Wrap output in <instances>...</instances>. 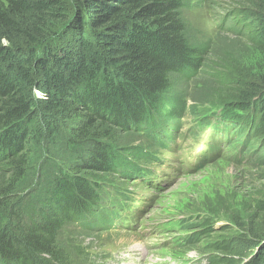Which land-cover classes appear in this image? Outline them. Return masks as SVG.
<instances>
[{
  "label": "trees",
  "instance_id": "trees-1",
  "mask_svg": "<svg viewBox=\"0 0 264 264\" xmlns=\"http://www.w3.org/2000/svg\"><path fill=\"white\" fill-rule=\"evenodd\" d=\"M247 2L249 22L235 19L233 30L253 31L247 39L254 70L243 67L252 63L248 49H214L191 38L184 0H0V264H106L105 254L88 258L94 246L86 234L102 230L108 212L116 214L103 199L123 190L101 179L114 170L139 175L152 162H126L120 154L139 137L130 129L151 132L142 126L154 121L162 96L178 82L212 86L200 105L257 113L264 133V0ZM38 111L48 125L70 127L41 165L35 194L23 199ZM70 143L78 153L64 167L57 158ZM206 212V232L217 235L201 251L209 264H264V191L246 202L227 196ZM3 215L13 220L5 228ZM218 219L228 226L215 228ZM203 236L195 231L191 242Z\"/></svg>",
  "mask_w": 264,
  "mask_h": 264
},
{
  "label": "rangeland",
  "instance_id": "rangeland-1",
  "mask_svg": "<svg viewBox=\"0 0 264 264\" xmlns=\"http://www.w3.org/2000/svg\"><path fill=\"white\" fill-rule=\"evenodd\" d=\"M184 2L182 15L187 21L188 33L191 38L200 43L208 42L210 45L214 44V49L222 48L223 50H231L233 48L240 52H242L243 49H248V51L246 50L243 53L251 52L253 54L251 59L252 63L250 64V62L247 61L243 64V67L246 68L245 70H254L256 68V66L253 67L256 62V52L251 49L248 43L249 40L247 39V37L249 38L253 35V31L248 28L246 36H243L241 30H233L235 26L232 22L233 20H240L242 21L241 23H246V21L249 20V15L244 12L251 6L247 0H184ZM239 16L240 18H238ZM222 19H230L231 21L230 24H225V26L228 27V29L223 32L226 33L225 36L218 34L220 30L217 26ZM239 26L240 25H237V27ZM222 31L224 30L220 32ZM191 80L189 79L182 83L178 82L176 87L164 94L160 100L161 106L163 107L168 104L173 107L172 104H174L177 107L178 104L182 103L184 98L191 101V111L194 114L199 109L215 106L209 102L200 105L201 101H209L210 98L208 95L210 91L207 90H211L212 86H206L205 91ZM161 106L159 109H162ZM190 114L193 115L191 112ZM47 123L48 122L38 111L34 117L33 126L39 134L34 139V142L29 145L31 149V153H29L32 158L31 168L28 173L30 187L27 191L23 192V199H26L29 192L35 194L36 187L43 175L41 165L45 162L48 155L56 150L57 144L61 139L60 133L69 131L70 122L58 121L53 122L52 125H48ZM141 130L142 129L135 131L130 129V135L133 137L137 135L139 137L135 138L132 142L129 140L125 142L124 146L126 147L121 152L122 155L120 154V157L124 161L144 162L147 161L148 156L154 157V155L167 161L174 158V155L154 146V142L151 140L152 132L145 135L142 134L143 132H140ZM126 135L127 134L124 136ZM124 136L122 135L123 138ZM261 139L264 140V133L261 134ZM150 144H153V146ZM74 150V145L72 143L68 144L64 154L57 158V163L67 167L69 161L77 152ZM5 168L6 165H4V169ZM120 173H125L124 175L126 176H121L122 174ZM127 173V170L124 172H117L114 170L112 175H103L104 179H101V181L109 180L110 182H107L112 183L110 185H114L120 190H127L150 197L151 206L146 215L142 218L143 222H155L152 219L172 217L183 218L192 214L196 219L202 218L203 221L198 222L189 229L194 232H202L204 236L200 241L189 243L188 248L192 250L187 253H180L170 248L148 249L147 247L155 242V233L141 234L142 226L134 231L105 226V228L100 231H87L90 234L86 235L91 236V239L93 238L92 244L94 246V252L90 253L91 257L89 256L88 258H94V255L102 256L104 250L107 249L114 251L115 260L113 264H139L141 253H146L147 261L151 259L157 260L158 258H197L203 255L201 251H203L205 245L210 244V238L217 237L214 233L208 234L209 232H206V229H210L207 225L210 221L208 220L209 215L206 211L214 210L218 201L221 200L224 202L227 196H234L238 202H246L247 199L259 196L264 191V163L258 166L255 164L236 166L226 161L219 160L193 173H178L171 181V184L159 192H155L149 188L137 175ZM128 175L129 178H126ZM21 217H24V212L22 211ZM97 220V218L94 219L95 222ZM10 221L13 220L7 215H3L2 228L7 227ZM84 222L87 224L92 221L84 217ZM211 224L212 222H210V225ZM101 225L104 226L102 223ZM214 225L215 228L221 227V225H223V227L228 226L222 219L215 221ZM225 230L228 233L231 232L230 229ZM148 235L153 239L148 238ZM236 244H239V241ZM252 257H254L253 252L245 259L248 260Z\"/></svg>",
  "mask_w": 264,
  "mask_h": 264
},
{
  "label": "clouds",
  "instance_id": "clouds-1",
  "mask_svg": "<svg viewBox=\"0 0 264 264\" xmlns=\"http://www.w3.org/2000/svg\"><path fill=\"white\" fill-rule=\"evenodd\" d=\"M37 95L40 96L41 94L39 92H37Z\"/></svg>",
  "mask_w": 264,
  "mask_h": 264
},
{
  "label": "bare ground",
  "instance_id": "bare-ground-1",
  "mask_svg": "<svg viewBox=\"0 0 264 264\" xmlns=\"http://www.w3.org/2000/svg\"><path fill=\"white\" fill-rule=\"evenodd\" d=\"M200 222V221H199ZM207 259L209 260V257L206 255Z\"/></svg>",
  "mask_w": 264,
  "mask_h": 264
}]
</instances>
